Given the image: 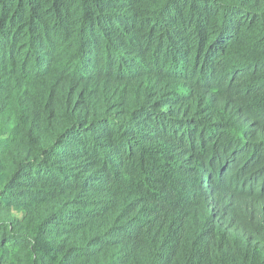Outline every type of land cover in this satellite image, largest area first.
Segmentation results:
<instances>
[{"label": "trees", "instance_id": "1", "mask_svg": "<svg viewBox=\"0 0 264 264\" xmlns=\"http://www.w3.org/2000/svg\"><path fill=\"white\" fill-rule=\"evenodd\" d=\"M0 264H264V0H0Z\"/></svg>", "mask_w": 264, "mask_h": 264}]
</instances>
